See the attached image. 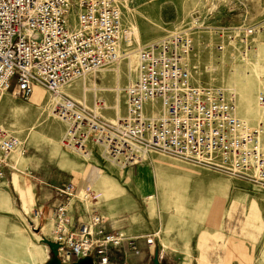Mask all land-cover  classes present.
Instances as JSON below:
<instances>
[{
  "label": "rangeland",
  "instance_id": "rangeland-1",
  "mask_svg": "<svg viewBox=\"0 0 264 264\" xmlns=\"http://www.w3.org/2000/svg\"><path fill=\"white\" fill-rule=\"evenodd\" d=\"M116 2L124 27L131 30L129 43L120 46L119 60L70 82L62 91L76 89L81 96L76 98L91 101L87 104L90 108L99 97L109 100L116 93L114 88L110 91L112 85L127 86L134 80L139 47L180 32L189 35L193 42L187 56L192 82L219 86L233 93L237 114L251 123L264 124L259 100L264 96V0ZM97 73L100 75L95 78ZM35 89L27 99L11 90L0 93V124L19 137L20 150H24L22 154L18 149L9 155V167L0 182V264L76 261L73 257L63 260L58 250L55 259L46 242L51 241L48 235L52 225L47 227V219L42 221L35 216L40 189H36L35 196L28 190L32 194L30 201L19 192V187L25 186L24 178L29 176L48 184L71 183L65 173L60 175L54 167L57 156L63 153L60 139L65 123L53 112L52 95L43 87ZM155 106H159L158 102ZM105 107L101 112L108 111ZM122 107L120 100L115 108ZM138 154V160L125 168L101 160L105 167L89 185L92 204L104 214L108 229L132 234L155 230L154 245L145 246L151 262L163 247L166 251L161 260L158 257V264H195L194 259L203 249L212 244L220 248L225 243L224 228L235 232L241 243L250 237L257 251L255 264H264V184L154 149ZM178 166L191 171L181 174ZM42 189L49 187L43 183ZM75 205V214L82 216L83 203L75 201L72 207Z\"/></svg>",
  "mask_w": 264,
  "mask_h": 264
},
{
  "label": "built area",
  "instance_id": "built-area-1",
  "mask_svg": "<svg viewBox=\"0 0 264 264\" xmlns=\"http://www.w3.org/2000/svg\"><path fill=\"white\" fill-rule=\"evenodd\" d=\"M130 34L116 0H0V93L11 90L27 99L43 87L66 126L61 147L86 160L98 156L125 168L140 151L154 149L264 184V124L240 117L233 93L192 82L187 56L193 42L187 34L171 33L137 49L136 76L123 88L126 112L115 120L98 113L101 99L89 108L62 91L118 61ZM259 100L264 110V96ZM21 147L19 137L0 124V182L9 155ZM55 192L66 201L54 211L49 237L63 260L131 264L126 251L138 253L137 240L154 245L155 232L108 230L90 188L66 183ZM75 201L86 208L87 218L78 226L70 210Z\"/></svg>",
  "mask_w": 264,
  "mask_h": 264
},
{
  "label": "crops",
  "instance_id": "crops-1",
  "mask_svg": "<svg viewBox=\"0 0 264 264\" xmlns=\"http://www.w3.org/2000/svg\"><path fill=\"white\" fill-rule=\"evenodd\" d=\"M99 75L100 73H97L94 76L95 78H97ZM125 86L121 87L118 85L116 86L112 85L111 86L112 88L110 87V91H112V89L114 88L113 90L116 91V93H114V96H111V98L109 99L110 101L104 96L99 97V99L101 98L104 100L103 101L104 106H106L105 110L106 111L108 110L106 114L105 112H101V109H100L98 113L101 115V117L108 119V120H113L125 114L126 105H125V97L123 93V88ZM35 90L36 89H34V91ZM63 92L67 94L68 96L72 97L73 99H75L76 101L83 103L87 107H88L87 104L91 102V101H86L85 98L83 99V101H80L79 99H77L76 97H81V96H78L79 92L76 89L73 92L68 91L67 89H64ZM120 100L123 102L124 107H122L119 110H116L115 108L116 104L120 102ZM91 104L93 105V103ZM62 151L63 153H59V155L57 156L55 160V165H54V167L56 168L55 172H59L60 175L62 173H65L64 175L68 176L69 181L75 186L77 190H83L86 188H90L89 185L93 183L94 180H96L99 177L100 169L105 167L104 165H102L99 157L94 156V157H91L89 160H86L77 153L70 152V151L63 150V149ZM13 158L15 157L13 156ZM18 160H19V157L18 159L13 160V163H16ZM178 170L181 171V174H185L191 171L190 169H187L181 166H178ZM24 182H25V186L19 187V192L21 196L23 197V199L30 201L32 198V194L34 195V193L38 192V190L36 191V189H40V192H39L40 195L39 197H37V199H40V203L38 205V214L35 216L37 218L39 217L40 220L42 221L44 219H47L48 220V223H46L47 227H49L50 224L53 226L54 211L56 207L59 204L66 201V198L64 196L56 194L55 188L61 187L68 182L63 183V184L62 183L61 184L59 183L48 184L46 180L36 181V180H33V178H31L30 176L25 177ZM43 183L49 187V189H47L48 191L46 189L45 190L42 189ZM33 188H35L36 192L33 190ZM18 196L20 200L22 201L21 196L19 194ZM95 206L97 207V205ZM75 209H76V205L70 208L71 213L75 219L76 225L78 226L80 223L84 222L87 218L86 208L84 207L83 209L84 214L82 216L76 215ZM98 209L99 207H97V210ZM98 212H100L104 216V214L101 211L98 210ZM105 225H106V228L108 229L106 222H105ZM223 231L225 232L223 236H227V239L224 241L225 243H222L220 245V248L215 247L217 246V244H212L210 248L207 247L206 249H203V253L199 257L194 259L195 264H255L256 263L255 258H256L257 251L255 249L256 248L255 244L251 242L252 240L250 239V237L249 239H247V242L244 240V242L241 243L240 240L236 237L237 234L235 232L225 230L224 228H223ZM154 232L156 233V239H157V232L155 230H151V231L149 230L143 233H154ZM136 234H142V233H136ZM136 244L139 249L138 253L126 251V260H128L131 264H157L158 257L161 260V255H163V251L164 252L166 251V249L162 247V249H160V252H159L160 254L153 257L152 262H151V258L149 259L147 257L148 253L145 251L146 244L144 240L139 239L137 240ZM213 247H215V249H213ZM154 248L155 247H152L153 251H154ZM169 248L172 251L175 250L171 247ZM124 250H126V247H124Z\"/></svg>",
  "mask_w": 264,
  "mask_h": 264
},
{
  "label": "water",
  "instance_id": "water-1",
  "mask_svg": "<svg viewBox=\"0 0 264 264\" xmlns=\"http://www.w3.org/2000/svg\"><path fill=\"white\" fill-rule=\"evenodd\" d=\"M36 230V229H35ZM46 242H48L52 252L54 253V256H55V259L57 258L56 255H57V247H58V244L53 242V241H50V240H46ZM68 260V259H67ZM55 264H59L58 262H56ZM69 264V263H67ZM70 264H93L91 258L89 257H84V258H79L77 259L75 262L73 263H70ZM158 264V263H157Z\"/></svg>",
  "mask_w": 264,
  "mask_h": 264
},
{
  "label": "bare ground",
  "instance_id": "bare-ground-1",
  "mask_svg": "<svg viewBox=\"0 0 264 264\" xmlns=\"http://www.w3.org/2000/svg\"><path fill=\"white\" fill-rule=\"evenodd\" d=\"M36 91H37V90H35L34 93H35ZM34 93H33V94H34ZM32 96H33V95H32ZM50 99H51V102H52L53 100H52L51 96H50ZM258 103H259V102H258ZM18 149H19V154H22L20 148H18ZM18 149H17V150H18ZM15 151H16V150H15ZM13 152H14V151H13ZM13 152H12V153H13Z\"/></svg>",
  "mask_w": 264,
  "mask_h": 264
}]
</instances>
